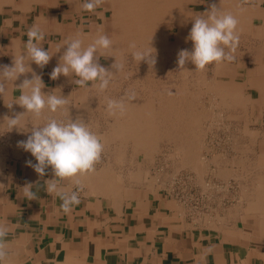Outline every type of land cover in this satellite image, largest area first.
Instances as JSON below:
<instances>
[{
    "label": "crops",
    "instance_id": "0c3cea01",
    "mask_svg": "<svg viewBox=\"0 0 264 264\" xmlns=\"http://www.w3.org/2000/svg\"><path fill=\"white\" fill-rule=\"evenodd\" d=\"M38 10L14 5L0 10V66L11 65L12 55L23 50L30 27L38 24L42 29ZM31 67L44 82L45 68L34 63ZM19 95L9 85V94L0 97V132L13 133L8 139L0 136V223L9 228L6 264H264V241L245 225L236 205L214 215L213 221L203 213L192 216L189 205L165 189L134 183L146 178L143 158H138L140 166L129 170L130 160L114 156L113 146L110 161L96 166V177L95 172L79 177L80 203L64 213L59 197L45 190V180L54 178L51 168L40 177L26 163H36L35 158L18 146L22 132L2 124L3 115L17 113L16 104L11 110L6 105ZM107 164L120 175L116 180L121 185L113 186L115 177L103 176ZM29 183L37 199L23 197L22 188ZM61 185L67 191L74 189L67 180Z\"/></svg>",
    "mask_w": 264,
    "mask_h": 264
},
{
    "label": "rangeland",
    "instance_id": "374dc122",
    "mask_svg": "<svg viewBox=\"0 0 264 264\" xmlns=\"http://www.w3.org/2000/svg\"><path fill=\"white\" fill-rule=\"evenodd\" d=\"M241 1L244 5L249 6L257 0ZM79 3L81 4L80 8H76V10L72 8L70 2L59 0L49 7L48 12L58 15L60 21H64L66 28L68 30L74 29L77 34H79L78 30H83L87 34L88 31L92 33V30L97 28L96 23L99 15H103L107 22V36L116 37L119 34V30L112 26L113 23L110 21V18L114 19L115 11L112 6L109 8L107 0H104L101 7L97 8L95 12L83 10L84 0H80ZM10 5L12 4H4L2 8ZM190 5L196 7L193 3ZM33 6L37 8L35 3L32 4ZM261 6L264 8V1ZM197 7L198 9H205L204 4L197 5ZM254 22L255 24L260 23L258 19H255ZM162 27L160 37L164 41L165 39L171 40L174 49L170 51L166 47H162L153 50L152 55L155 57V64H149L147 61H141L138 64L132 57V50L121 51L119 55H121V62L125 64L124 71L114 77L112 84L106 91L100 92L95 88H80L73 82L74 77L58 84L55 82L56 80L50 78L52 69L49 65L45 67V88L43 91L46 93L53 91L55 94H61L69 99V117L73 120L81 118L102 138L104 144L102 158L104 160L110 159L112 154L118 157H127L131 161L128 163L129 170H131L133 167L140 166L141 160L138 158H143L147 171L146 178L136 180L134 183H148L150 187L156 186L165 189L174 197L186 199V203L191 209L190 213H193L192 216L199 217L203 213L206 219L211 221L214 215H219L220 211L224 212L231 204H234L240 210V218L242 219L244 213L247 214V209H244L247 205L245 191L247 186L251 185L253 177L256 179L261 178V176L264 177V163L259 164V154L257 155V151H255L257 148L252 146L251 141H248L244 134H239L237 128L245 126L246 123L251 130L254 129L257 133H262L258 137L259 141L264 140V100L251 101L249 107L241 105L236 106L233 110L222 103L220 96L214 95L212 88L219 79L225 78V82L230 83H225L224 88L238 90L245 96L253 93V96L256 97L260 94L252 87L255 83H264V78L260 80L259 76H253L257 75L253 37L250 34L244 33L246 34L244 35L239 32L240 43L234 53L235 60L231 62L230 68L210 65L204 71H195V65L191 62H186L184 68H180L178 65V52L182 49L191 51L192 42L188 39L185 40L187 42H181V38L174 33L176 29H173L170 21L164 20ZM47 37L50 45L53 42H59V36L47 34ZM137 47L145 48L143 44L141 47L140 45ZM113 56H110L111 62L115 59ZM111 65L112 63L109 65L105 63L102 66L111 71ZM219 70H223L222 75L218 73ZM235 73L236 80L243 83L229 80ZM202 76L207 78V82L206 80L203 81ZM208 81L210 84H207ZM218 87L221 86L218 85ZM132 92L136 95V99L133 101L136 104H145L149 98H153L150 104L153 106L152 109L156 111L160 110V103L163 99L174 96L173 99L175 100L176 95L180 94V97L178 96L179 98L177 97L175 101L180 102V105L186 102L183 107L189 111V114L192 113L195 120L191 123L190 117L184 116L179 123V128L173 129L175 123L172 125L171 120L174 117L168 109H165L159 128L156 127L161 129L159 133L157 131L148 133L144 147L137 148L135 147L137 142L131 139V134L130 136L125 133L122 134L119 132L120 130L113 133L111 122L115 116H109L106 111L108 98L127 100L126 93ZM81 93L85 97H82ZM193 94L192 109L188 102ZM17 109H20L19 105H17ZM67 115V110L63 113L45 111L44 118L32 119L29 122L43 124L47 118L66 119ZM118 118L124 122L129 120L126 112L123 116L118 114ZM170 118L172 119L170 120ZM187 119H189L190 124ZM166 120H169L170 123L166 124ZM186 124H188V128ZM168 125L171 127L169 133L167 131L162 132V129L167 128ZM30 134V132L21 133L20 138L26 140ZM12 135L13 133L10 132H0L3 139L12 138ZM198 141L200 142L197 143ZM110 146H113L112 154L109 153ZM223 159H226L227 167L231 172L221 175L220 164ZM136 160H138L137 163H135ZM106 167L112 168L111 164L104 166V168ZM117 183L120 184L121 182L117 181ZM201 192L213 195L209 204L207 203L208 200H201L199 196ZM217 201H219V207L216 206ZM251 214L259 216V213L256 214L255 212Z\"/></svg>",
    "mask_w": 264,
    "mask_h": 264
},
{
    "label": "clouds",
    "instance_id": "9594fccd",
    "mask_svg": "<svg viewBox=\"0 0 264 264\" xmlns=\"http://www.w3.org/2000/svg\"><path fill=\"white\" fill-rule=\"evenodd\" d=\"M104 0H84L82 8L88 12H95L101 7ZM193 24L186 39L192 42V50L182 49L178 52V65L184 68L186 62L195 65V71H204L210 65H220L235 60V51L239 47L240 33L239 21L231 12L222 11L215 5L210 10L200 13L192 18ZM45 32L38 24H34L27 31V41L23 50L12 55V64L0 66V97L9 94V85L20 95L15 96L6 106L13 108V104L24 109L13 116L5 115L3 125L9 131L16 129L18 132L31 134L26 140L18 141V146L31 153L36 163L27 161L28 166L40 176L47 175L46 170L51 168L53 179L45 180V190L54 194L62 201L60 207L64 213H70L73 207L80 203L79 190L82 184L79 177L90 175L96 171V165L102 160L104 144L102 138L94 132L88 123L81 118L75 120L69 117V99L53 91L44 92L45 84L41 75L31 67L34 63L43 70L50 62L53 54L45 50ZM60 62L50 73L52 80H57L61 75L74 77V83L80 88H95L100 92L106 91L113 82L114 77L124 71L125 64L118 62L116 57L109 53L114 50V41L102 31L87 46L80 34L65 39L56 52L65 47ZM132 57L139 64L147 61L155 64V57L150 46L138 48L135 42L129 44ZM115 57L111 65L115 74L102 66L98 61L100 57ZM31 74L28 78L27 74ZM25 78L15 85L14 82ZM127 101L136 99L134 92L126 93ZM67 110L66 119L55 117L47 118L43 124H33L32 119L44 118L45 111L50 113H63ZM126 110L124 99L106 100V111L109 116L123 115ZM31 125V128H29ZM69 181L74 189L65 190L62 181ZM34 185L26 184L23 197L28 200L37 199L33 191ZM9 228L0 223V264H6L10 252L8 249Z\"/></svg>",
    "mask_w": 264,
    "mask_h": 264
},
{
    "label": "bare ground",
    "instance_id": "6f19581e",
    "mask_svg": "<svg viewBox=\"0 0 264 264\" xmlns=\"http://www.w3.org/2000/svg\"><path fill=\"white\" fill-rule=\"evenodd\" d=\"M58 1L59 0H0V10L2 9L4 4H12L16 7H21V8H30L32 7L33 3L37 5V8L41 12L39 19L41 22L42 30L46 32L47 34L59 36L58 43L53 42L51 45L48 44L49 45L48 50L49 52L51 50L50 53L53 54L48 64L52 70L60 62V57L62 56L63 51L65 50L66 46L61 48L59 52H56L57 48L62 45L65 39L69 37H74L77 35V33L74 32V29L68 30L66 28L64 21H60L58 15H53L48 12L49 7L52 6L54 3H57ZM66 1L72 4V8L74 9L80 8V5H81L79 3L80 0H66ZM107 1L109 2V8L110 6H112L115 11L114 19L110 18V21L113 23L112 26L116 27L119 30V34H117L116 37L108 36L114 41V50L110 52L109 54L110 55L115 54L114 56L116 57L118 62H121V55H119L121 51L132 50L129 48V44L132 42H135L136 45H140V47L142 44L143 46H145V48H148L150 46L154 50L160 49L162 47H166L170 51L174 49V47L172 46L171 40L165 39L164 41L160 37V33L163 28L162 23L164 20H168L170 21V23H172L173 29L174 28L176 29L174 33H176V35L181 38L180 39L182 40L181 42H187L185 40L193 24L192 18L199 15L200 13H204L210 10L211 6L215 5L218 9L220 8L222 11L231 12L232 14H234L239 21V25H238L239 32L242 34L244 33H247L248 35L250 34L253 37V42L255 43L254 48H255L256 73H257V75L255 74L253 76H259L260 80L261 78H264V8L262 7L263 5L261 6V3L264 0H257L255 3H252L249 6L244 5V3L241 0H107ZM192 3L196 7H192L190 5ZM201 4L205 5V9L203 10L198 9L197 5H201ZM255 19L256 20L258 19L260 23L255 24L254 22ZM106 23H107L106 18L103 15H99V18L96 23L97 28H95L96 30H92L93 31L92 33L88 31V34H87L83 30H78L79 34L82 36L84 40L85 46H87L89 43L92 42V40L96 37L98 32L102 31L103 34L107 35L106 34V27H107ZM114 61L115 59L113 60V62H111L110 57L108 58L103 57V59L99 60V63L101 65L105 63L109 65L111 63L113 64ZM230 64L231 63L225 62L217 66L223 67V68L224 67L230 68ZM111 71L115 74L116 70L111 68ZM218 73L222 75L223 70L222 71L219 70ZM235 75L236 73L229 80L234 81L235 80L234 78L237 77ZM202 77H203V81L205 82L206 80L207 82V78L205 76H202ZM70 78L71 77H65L61 75L55 82L58 84H61L67 79L69 80ZM225 83H230V82L228 81L225 82V78H221L219 79L218 82H216L217 85L213 84L214 86L212 89L214 90V95L220 96L222 99V103H224V105H227L233 110L236 108V106H241V105L245 107H249L251 104V101L255 102L257 100H264V83L263 82L255 83L252 86L257 91L258 94L260 93L256 97L253 96V93L248 96H245L244 94H242V92H239L238 90H230L229 88H224L223 86ZM207 84H210L209 81ZM218 85H220L221 87H218ZM179 95L180 94L176 96L178 97ZM193 96L194 94L192 95V98L190 97L191 99L188 102L189 105H191L192 109H193L192 101L194 98ZM82 97H85V96H83L82 94ZM170 97L167 99H163V101L160 103V107H159L160 110H157V111L152 109L153 106L150 104V101L153 98H149L147 102L145 101L146 102L145 104L144 103L136 104L133 101L129 102L125 100V103H126L125 112L129 120H126L127 122H124L123 120L118 118V114H117L114 117L113 121L111 122V128L112 130H114L113 133H116V131L120 130L119 132H121L122 134L125 133L128 136H130L131 134V139H133L134 142H137L135 147L141 148V147H144L145 138L148 133L151 134L155 131L159 133V131L161 130V129L159 130L158 128L160 125V120L162 119V115H164L165 109H168L169 112L172 113V116L175 118V119L173 117H172L173 119L170 118V120L172 119L171 120L172 125L175 123L173 129L177 130V128H179V123L181 122L184 116H189L190 122L192 123L193 120H195V118L192 116V113L189 114V111L185 110V108L183 107L184 103L186 102H184L183 105H180V102L175 101L177 100V97H175V100L173 99L174 96H170ZM16 110H17V113L24 111V109L21 107L20 109H16ZM189 119H187V121L190 124ZM168 123H170V121L166 120V124ZM169 125L167 128H163L162 132L167 131L169 133L170 128H171L169 127ZM186 125L188 128V124ZM237 131L239 134H244V136L247 137L248 141H251L252 146L255 147V149L257 148V150L255 151H257V155L259 154V164H263L264 163V140H261V141L258 140V137L262 133H257L256 130L254 129L251 130L250 127L246 125V123H245V126L243 127L239 126L237 128ZM194 138H196V136H194ZM175 140H176V136H175ZM200 141H198L197 143H199ZM220 165H221V168H220L221 175H224L226 172H231L229 167H227L228 163L226 162V159H223ZM112 169L110 167H106L102 169L103 176L106 177V176L111 175L115 177L112 179L111 183H113V186L115 185L117 186L118 180L116 179H117V176L119 177L120 175H113ZM102 171L100 173H102ZM94 174L95 176L93 174L92 175L96 177V172ZM245 192L247 195L246 197L247 205L244 209H247V214L246 212L244 213L242 220L244 221L245 225L250 226L252 228L257 239L264 241V177L261 176V178L259 177L258 179L253 177L251 181V185L249 184V186H247V190ZM252 212H255L256 214L259 213V216L258 215L252 216L251 215Z\"/></svg>",
    "mask_w": 264,
    "mask_h": 264
},
{
    "label": "built area",
    "instance_id": "2783aa9c",
    "mask_svg": "<svg viewBox=\"0 0 264 264\" xmlns=\"http://www.w3.org/2000/svg\"><path fill=\"white\" fill-rule=\"evenodd\" d=\"M102 156H103V155H102ZM103 161H104V159L102 158L101 162H100L99 164H97V165H100ZM97 165H96V166H97ZM216 192H217V190H216ZM199 196H200V198H201L202 201L210 200V199L213 197V195L204 194L203 192H201V194H199ZM176 198H178V197L176 196ZM178 199H179V198H178ZM181 200L184 201V202H187L186 199H181ZM207 203H208V202H207ZM208 204H209V203H208Z\"/></svg>",
    "mask_w": 264,
    "mask_h": 264
}]
</instances>
